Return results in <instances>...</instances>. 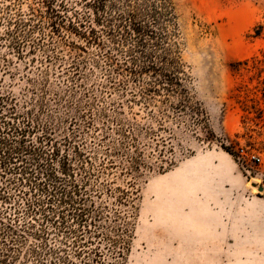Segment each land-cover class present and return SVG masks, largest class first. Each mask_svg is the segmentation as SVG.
Returning a JSON list of instances; mask_svg holds the SVG:
<instances>
[{"label": "trees", "instance_id": "16d2710c", "mask_svg": "<svg viewBox=\"0 0 264 264\" xmlns=\"http://www.w3.org/2000/svg\"><path fill=\"white\" fill-rule=\"evenodd\" d=\"M77 3L82 11L67 0H39L34 16L47 20L61 42L73 35L86 44L72 42L69 59L55 54L61 63L70 60L65 74L71 80L67 88L72 100L87 80L86 46L98 51L94 62L104 74L100 91L117 98L108 108H97L96 96L87 90V104L80 109L77 101L57 96L55 110L70 113L72 126L61 140L53 129L55 111L44 99L26 103L24 112L14 99L10 105L0 103L5 125L4 132L0 125V179L6 178L23 201L27 221L19 226L42 240L41 248L31 250L33 264H124L138 214L137 180L145 171L165 172L176 164L179 131L200 141L201 133L208 134L204 140L213 134L208 114L190 88L174 0ZM53 60L45 58L51 64ZM251 60L254 67L264 68V54ZM262 71L258 78L264 84ZM40 114L49 121L42 124ZM35 133L40 135L34 141ZM118 175L125 187L115 186L112 178ZM1 191L3 201L11 199L4 188ZM0 224L15 236L7 243L1 232L6 246L0 249V264H15L26 236L11 224Z\"/></svg>", "mask_w": 264, "mask_h": 264}, {"label": "rangeland", "instance_id": "374dc122", "mask_svg": "<svg viewBox=\"0 0 264 264\" xmlns=\"http://www.w3.org/2000/svg\"><path fill=\"white\" fill-rule=\"evenodd\" d=\"M67 1L82 11L77 0ZM174 2L190 88L208 114L213 136L204 140L208 134L203 132L200 141L179 131L176 164L165 172L145 171L137 180L138 214L124 264H264V84L258 78L262 70L264 76V68L254 67L251 60L264 54V0ZM38 8L39 0H0V103L10 105L14 99L24 112L26 103L40 104L44 99L55 111L53 129L61 140L71 134L72 126L70 113L55 110L57 96L77 101L80 109L87 104V90L96 96L97 108H108L117 97L100 91L104 74L94 62L98 51L91 46H86L89 54L84 53L88 59L84 88L75 100L68 96L71 80L65 72L70 60L61 63L55 54L69 59L72 42L86 44L73 35L68 36L69 43L61 42L47 20L34 16ZM49 56L52 64L45 61ZM244 61L247 65H236ZM39 120L45 124L49 117L40 114ZM112 180L125 187L124 177ZM2 188L11 199L3 201L0 196V222L26 236L15 264H33L31 250L41 248L42 240L19 226L27 221L23 201L6 178L0 179V194ZM2 231L7 243L15 237L0 224V249L6 246Z\"/></svg>", "mask_w": 264, "mask_h": 264}, {"label": "built area", "instance_id": "2783aa9c", "mask_svg": "<svg viewBox=\"0 0 264 264\" xmlns=\"http://www.w3.org/2000/svg\"><path fill=\"white\" fill-rule=\"evenodd\" d=\"M254 159H257L256 157H253ZM258 161H260V159H257Z\"/></svg>", "mask_w": 264, "mask_h": 264}, {"label": "water", "instance_id": "95a60500", "mask_svg": "<svg viewBox=\"0 0 264 264\" xmlns=\"http://www.w3.org/2000/svg\"><path fill=\"white\" fill-rule=\"evenodd\" d=\"M260 191H262L263 190V188L262 187H260V189H259Z\"/></svg>", "mask_w": 264, "mask_h": 264}]
</instances>
